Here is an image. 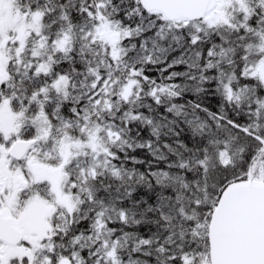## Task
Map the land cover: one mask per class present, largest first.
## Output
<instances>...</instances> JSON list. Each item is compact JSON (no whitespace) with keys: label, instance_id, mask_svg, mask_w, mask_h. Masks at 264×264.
<instances>
[{"label":"snow or ice","instance_id":"1","mask_svg":"<svg viewBox=\"0 0 264 264\" xmlns=\"http://www.w3.org/2000/svg\"><path fill=\"white\" fill-rule=\"evenodd\" d=\"M0 264H264V0H0Z\"/></svg>","mask_w":264,"mask_h":264}]
</instances>
